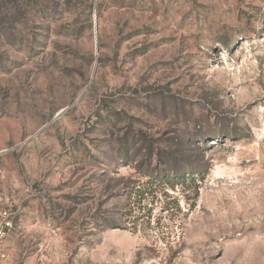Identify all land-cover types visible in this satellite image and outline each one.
<instances>
[{
  "label": "rangeland",
  "instance_id": "1",
  "mask_svg": "<svg viewBox=\"0 0 264 264\" xmlns=\"http://www.w3.org/2000/svg\"><path fill=\"white\" fill-rule=\"evenodd\" d=\"M0 264H264V0H0Z\"/></svg>",
  "mask_w": 264,
  "mask_h": 264
},
{
  "label": "built area",
  "instance_id": "2",
  "mask_svg": "<svg viewBox=\"0 0 264 264\" xmlns=\"http://www.w3.org/2000/svg\"><path fill=\"white\" fill-rule=\"evenodd\" d=\"M12 217L7 212H0V260L7 259V253L5 251V240L8 237L10 230L13 227Z\"/></svg>",
  "mask_w": 264,
  "mask_h": 264
}]
</instances>
